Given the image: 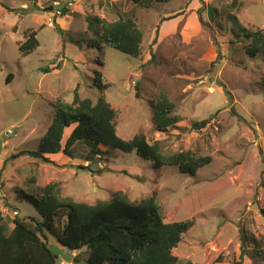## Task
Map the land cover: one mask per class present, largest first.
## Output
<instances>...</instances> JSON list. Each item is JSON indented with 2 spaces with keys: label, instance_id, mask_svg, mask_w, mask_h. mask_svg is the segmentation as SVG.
Returning a JSON list of instances; mask_svg holds the SVG:
<instances>
[{
  "label": "rangeland",
  "instance_id": "rangeland-1",
  "mask_svg": "<svg viewBox=\"0 0 264 264\" xmlns=\"http://www.w3.org/2000/svg\"><path fill=\"white\" fill-rule=\"evenodd\" d=\"M61 2L68 0H0V214L7 228L15 217L40 221L19 193L35 186L56 184L61 197L88 205L119 193L136 203L154 197L165 223L193 221L172 251L176 264H263L250 240L264 237V57L246 55L241 29H264V0L153 1L148 7L129 0H74L66 6L71 14L63 16L56 14ZM208 9L214 25L200 26L199 19L195 24L194 14L203 17ZM93 17L109 23L132 18L142 33L140 56L98 41L89 47L97 38L87 30ZM27 29L36 32L39 46L20 57ZM59 61L58 68L42 71ZM98 72L102 90L94 82ZM159 94L181 120L164 133L154 130L148 103ZM74 95L93 103L104 97L117 112L122 140L141 134L163 154L191 152L211 162L191 176L176 167L153 169L135 152L123 157L89 142L76 144L71 158L49 157L52 163L10 159L36 150L52 120L49 104L71 103ZM202 120L208 125L192 130ZM31 177L34 185L27 182ZM46 236L48 245H56ZM245 237L250 240L241 246ZM63 253L68 260L57 264L87 258L85 250Z\"/></svg>",
  "mask_w": 264,
  "mask_h": 264
},
{
  "label": "trees",
  "instance_id": "trees-1",
  "mask_svg": "<svg viewBox=\"0 0 264 264\" xmlns=\"http://www.w3.org/2000/svg\"><path fill=\"white\" fill-rule=\"evenodd\" d=\"M134 5L148 7L151 2L168 3L171 0H129ZM56 14L63 16L69 11L67 2ZM56 6V7H60ZM8 12L14 10L5 7ZM23 10L28 11V8ZM47 10L51 11L49 6ZM198 13V11H197ZM231 18V17H230ZM231 20L236 24L237 20ZM201 25L203 22L199 19ZM99 26V27H98ZM62 34V30L56 28ZM87 30L97 36L95 42L103 43L125 55L138 58L141 54L142 33L132 18L106 22L97 17L87 18ZM241 32L247 42L246 55L264 57V29ZM39 46L36 32L27 29L23 33V41L18 45L20 57L34 52ZM60 61L52 68L44 67L48 73L60 66ZM11 75L7 78V83ZM95 86L105 89L101 82V74L97 73ZM77 92V90H75ZM76 95H74L75 97ZM139 98L138 93L135 94ZM152 111L154 130L164 133L175 128L181 121L175 114L174 105L164 94H159L149 102ZM52 108V120L34 151H21L12 156L14 160L22 156L30 159L52 163L47 155L61 154L72 157L74 146L81 142H89L94 146L108 147L120 156H128L132 152L149 161L153 169L176 167L180 173L195 175L197 170L211 162L210 157H197L191 152H180L172 155L163 154L158 143L149 144L141 134L130 140H122L116 135L117 112L109 103L100 97L96 103L90 99L74 98L71 103L55 99L49 104ZM209 123L202 120L192 124V130L200 131ZM63 144L62 139L65 137ZM93 154H98L93 151ZM123 156V157H124ZM88 170V166L83 168ZM34 185V177L27 179ZM21 198L33 205L41 216L40 221L29 218L31 223L15 217L13 227L9 230L0 214V264H57L59 257L49 249L47 236H51L56 245L70 252L85 250L87 258L82 264H176L177 258L172 251L181 242L183 235L193 226L192 220L165 223L158 212L154 197L138 203L129 201L124 195L116 194L108 201H98L94 205L75 202L70 197H61L56 184L34 187L30 192L21 190ZM264 218V208L259 209ZM245 237L241 246L249 240L256 248L255 255L264 264V237L255 239ZM250 244V243H249ZM191 264V263H187ZM239 264V263H236Z\"/></svg>",
  "mask_w": 264,
  "mask_h": 264
},
{
  "label": "crops",
  "instance_id": "crops-1",
  "mask_svg": "<svg viewBox=\"0 0 264 264\" xmlns=\"http://www.w3.org/2000/svg\"><path fill=\"white\" fill-rule=\"evenodd\" d=\"M172 13L173 12H170L169 14H172ZM193 19H194L195 24L197 23V21H196L197 19H201L203 24H205V26L212 27V25H214L213 22H212V16L209 14V9L207 10V12L205 14H203V17H202V15L197 16V14H194V18ZM160 26H161V24L159 25V29H160ZM200 26H201V24H200ZM159 38L161 40L163 39L162 37H160V33H159ZM52 156H55V155H47L46 158L49 159V157H52ZM0 195H2L1 192H0Z\"/></svg>",
  "mask_w": 264,
  "mask_h": 264
},
{
  "label": "water",
  "instance_id": "water-1",
  "mask_svg": "<svg viewBox=\"0 0 264 264\" xmlns=\"http://www.w3.org/2000/svg\"><path fill=\"white\" fill-rule=\"evenodd\" d=\"M48 249L57 257H59L60 259L67 261L68 258L67 256H65V254L63 253V247H61L60 245L55 246V245H49Z\"/></svg>",
  "mask_w": 264,
  "mask_h": 264
},
{
  "label": "built area",
  "instance_id": "built-area-1",
  "mask_svg": "<svg viewBox=\"0 0 264 264\" xmlns=\"http://www.w3.org/2000/svg\"><path fill=\"white\" fill-rule=\"evenodd\" d=\"M74 0H68V5H70Z\"/></svg>",
  "mask_w": 264,
  "mask_h": 264
}]
</instances>
